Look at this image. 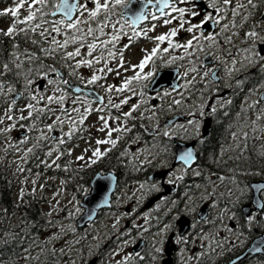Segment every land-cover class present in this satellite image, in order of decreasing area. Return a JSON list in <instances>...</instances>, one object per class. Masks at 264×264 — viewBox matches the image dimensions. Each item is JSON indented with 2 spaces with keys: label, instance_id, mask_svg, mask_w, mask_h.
Instances as JSON below:
<instances>
[{
  "label": "snow or ice",
  "instance_id": "obj_1",
  "mask_svg": "<svg viewBox=\"0 0 264 264\" xmlns=\"http://www.w3.org/2000/svg\"><path fill=\"white\" fill-rule=\"evenodd\" d=\"M143 3L144 7L142 10L137 12L134 17H129L125 23H129L132 27L131 35H128L124 30V25L120 24V19L113 20V17L117 15L116 10L118 8L126 9L132 4V0H13V6L4 8L0 11V16L10 15L12 22L9 27L5 29H0V38H8L11 43V47L15 50L10 56L8 62L0 63V97L5 96L8 93H16V97L21 96L18 93L15 86L9 83L5 77L9 73L13 72L14 66L16 75L19 76L24 73V79L26 80V91L29 93L30 99L36 101V104H40L42 100L45 99L44 95L37 96V92L45 91L47 85L53 86L54 93H60V95H47V104L44 107L37 108L36 104L28 103L24 109H20L21 112L28 111V116H21L20 119H28L32 117L33 112L38 113L36 119H39L41 115L45 113V110L51 113L55 117L52 123L46 125L47 131L52 132L55 129L57 123L61 125L64 123L60 116L56 115V112L63 111L68 113L67 109L63 108L64 101L67 98V93L64 88L60 85L67 86L72 92L81 93L82 89L75 87L69 80L64 79V73H61L58 68L53 66H47V70L41 73V78L46 80L47 84L45 89H38L30 87L35 83L33 79H29V74L31 73V68L25 66V61L37 62L42 61L44 58H49L53 61L60 62L64 67L69 69L67 73L69 76H79L81 80H84L87 85H99L104 87V85L99 84L100 81L106 79L109 73H115L117 76L121 74V69L125 72L131 71L132 76H125L122 83L117 85H107L105 87L106 93L115 92L117 94V99H119V94L125 92L136 95L137 85L142 88H147L149 84L156 80L157 66L156 59H163L161 57V52L169 53L170 51L182 50L183 54L179 56H172L167 61H164L166 65L173 64L176 60H184L185 58H191L196 52H204L205 45L202 41H208V48L215 47L217 49L221 48L220 39L224 41V44L232 45L233 38L238 37L239 32L235 29L243 27V24L247 23L248 20L256 14V11L260 8H264V0H139ZM151 6L157 9L156 12L148 11V7ZM211 9V11H209ZM239 17V21H237ZM120 18L123 19V13L120 14ZM160 21L163 26L173 25L167 32L163 34H158L155 36L149 35V33L155 32L157 24L153 23L149 27H144L139 30L136 29V25L141 21ZM119 25V27H118ZM264 19L257 21L256 23L250 25L249 29L246 30L241 37L242 43L247 46L244 48L237 47V52L233 53L230 49L225 48L224 51L227 52L228 57L231 59H226L222 55L214 56L215 60H218L224 64V70L229 75L233 71H239L236 68L238 63L244 64L248 67L258 68L260 72L264 73ZM207 26V27H206ZM219 29L216 31L215 29ZM181 32L189 34V37L181 42L178 37ZM22 36L25 43L32 46V50L28 48L19 51L20 45L16 40V37ZM122 36H128V44L121 47H117V43L121 40ZM59 37V38H58ZM143 37L154 43L149 52L147 49H142L144 56L141 58L138 64H128L125 67L124 52L129 49L133 40ZM0 44H3V39H0ZM166 45L164 47H161ZM71 48V50H69ZM39 53V55H38ZM238 55H242V59H237ZM24 59H21V57ZM199 60V58H197ZM113 61H116V67L109 66ZM191 62V61H190ZM202 67H206L207 71L203 73L204 77H207L209 81L215 82L220 79L218 71L204 61H199ZM152 65V69L145 71V69ZM96 65H102L101 67H96ZM38 70L44 69L45 65L41 62L37 65ZM81 68L94 69L91 74L87 77L81 76L79 70ZM49 73H54L56 79H50ZM189 73H196L199 75V69L197 67H192L184 73L187 77ZM196 81V76H192L191 79L183 85L177 87H182L187 89ZM144 82V83H142ZM243 81H237V85L241 86ZM177 87H173L172 91H176ZM260 88H264V82L259 85ZM145 93L141 91L139 95L143 96ZM181 99L173 98L171 103L168 105L169 108L173 106H180L183 103L184 93H179ZM132 95L125 96L119 99V102H115L111 95L107 98V103H104V97H97L96 100L101 104V107L93 109L92 103L88 102L84 107L83 111L80 108H72L71 111L78 114V119H72L70 123V128L68 132H64L62 137H45L43 130H41L40 139H51L58 145H63L73 138L77 133L83 138V133L88 129L85 127V121L88 116L93 112L103 113L107 109L106 115H98L97 119L99 121V126L97 127L98 132L105 133L104 139H97L95 144L99 145H110L104 151H101L100 147H95L91 151V156L85 157V155H79L76 157L77 161L84 162L85 166H90L96 164L99 159L111 152L112 149L117 147L119 140L123 137L125 133L132 131V128L127 126L129 120H158V110L155 105L150 109H145L140 112L139 117L134 115L139 108V104H133L128 111H122V106L129 104L132 99ZM161 99L165 96H171V92L164 90L163 94L157 93ZM14 97L7 110L4 112V116L7 117L9 121H13L14 117L10 115L13 108L17 103V99ZM81 100V96L77 95L73 99V103ZM5 101H0V104ZM231 103V101H227ZM55 104L57 108H51L49 105ZM256 104L264 105V95L260 97L259 100L255 101L253 104L248 105L249 108H254ZM203 105L199 106L198 111L203 115ZM112 109H115L119 115L113 116ZM151 111V115H145L146 112ZM216 109L213 107L210 113H214ZM190 117H194L196 112L190 107L185 113ZM264 119V107H261L256 114L255 120L251 121L252 130L264 132V125H260L259 122ZM111 121V122H110ZM0 124H4V117H0ZM14 126V124L12 125ZM190 126V127H189ZM200 121L196 119H189L186 124L176 125L170 123L165 125L163 129L159 127L157 123L156 129H149L145 125L141 127L148 131L153 139L159 136L161 133L163 137L172 139L176 135H181L187 137L189 135H195L199 132ZM10 127H4L0 129V132L10 131ZM113 133L118 134L116 138H113ZM245 139L247 133L243 134ZM65 137L67 139H65ZM236 139V135L233 136ZM26 142V141H21ZM90 143V142H89ZM239 147V145H238ZM158 151L156 155H159L160 145H157ZM163 150L167 151V146H163ZM53 151L59 152V154L52 160L51 164L45 162V167L61 168L60 164L56 161L60 159L63 152H60L59 148H54L49 151L46 155L51 157ZM31 152V149H28ZM87 152V149H85ZM149 152L151 150L149 149ZM125 153H121L124 155ZM68 155H72L71 151ZM261 155H264L262 153ZM195 155L192 148L183 150L181 154L178 155V160L182 163V167L179 172L185 173L189 169L196 176L200 175V172L193 168L192 165L195 162ZM150 162V161H149ZM65 170H67L65 168ZM177 169L173 168L169 173H166V182L173 185L177 181L183 180V175H177ZM250 175H259V172L247 173ZM217 179L223 181L225 177L217 176ZM212 181H210L211 183ZM230 182L235 183L234 180ZM35 184V181H33ZM141 187H145L141 184ZM197 188L200 185H196ZM152 188L156 191L160 189L153 183ZM254 191L264 194V183L257 184L253 186ZM35 191V189H33ZM245 189L241 188L240 192L243 195ZM232 193H230L231 195ZM189 201L192 200V196L185 193ZM211 193L205 195L201 194V199H209ZM20 199H23V192L20 194ZM239 199V197H237ZM75 200V197H73ZM256 208L258 210L257 214L249 212L244 218V223L241 225V230L237 231L234 227H228V231L235 236V240L229 242V247L236 248L239 245L245 243V231L247 228L248 235L252 234L253 227H264V199H256ZM189 211H194V206L189 207L185 205ZM80 211L76 208V212ZM225 212H230L229 209H224ZM51 215V213H49ZM73 215V213H69ZM230 219H235V213H231ZM88 219H92V215L88 216ZM179 215L177 216V222H179ZM119 223V220L116 222ZM116 224H113V228ZM171 227V225H165V229ZM193 227V225H189ZM147 231V228L144 229ZM156 235H161L157 233ZM176 242H185V237L181 234L175 237ZM164 240H157L154 242V251L157 254H163L164 252ZM223 244L216 242L217 248H223ZM27 251V250H26ZM215 251V249H213ZM264 252V236H260L254 241L252 245L248 248V253H262ZM119 255V253H116ZM28 257H26L27 259ZM144 256L140 252H136L133 256L132 254L125 255L121 260L117 261V264H129V261L135 259L144 260ZM198 258V257H196ZM153 260L157 259V256L152 257ZM233 264H236L234 261Z\"/></svg>",
  "mask_w": 264,
  "mask_h": 264
},
{
  "label": "rangeland",
  "instance_id": "obj_2",
  "mask_svg": "<svg viewBox=\"0 0 264 264\" xmlns=\"http://www.w3.org/2000/svg\"><path fill=\"white\" fill-rule=\"evenodd\" d=\"M13 6V0H10L7 4H1L0 5V11H2L4 8L12 7ZM120 12L121 8H118L116 10L117 15L113 17V20L120 19V24L124 25L125 32L128 33V35H131L132 27L129 23H125V19L120 18ZM12 22V18L10 15H7L4 17L3 24L1 25V29H7L9 25ZM157 24V28L155 32L149 33L151 36H155L158 34H163L167 32L173 25H167L163 26L160 24V21H151L150 23L146 24L144 27H149L151 24ZM119 27V25H118ZM141 29V28H139ZM137 29V30H139ZM189 37V34L181 32L178 39H180L181 42H184ZM59 38V37H58ZM237 42V40H236ZM128 36H122L121 40L117 43V47H121L125 44H128ZM203 44H208V41H202ZM154 43L148 39H145L143 37L137 38L132 41L131 46L129 49L125 50L124 52V59H125V67L128 66V64H138L141 58L144 56V52H142V49H147L149 52L151 51L152 47H154ZM166 45H163L161 47H164ZM71 50V48H69ZM196 52L191 58H185L184 60H176L171 65H166L164 61H167L172 56H179L183 54L182 50L178 51H170L169 53L161 52V59H156L155 63L157 66V72L159 70H165L167 68H179L181 71V75L183 76V80L181 82V85L186 84L192 76H196V81L194 83L200 84L199 90L202 92H206L208 88V78L203 76V73L207 71L206 67H202L200 64L199 55ZM219 55L227 57L225 53H219ZM238 60L242 59V55H238L236 57ZM229 60L231 59L228 58ZM191 61V62H190ZM222 63V62H221ZM117 62L113 61L109 66L116 67ZM102 65H96V67H101ZM246 65L238 63L236 65L237 69H242L239 73L240 77H243L246 75L247 72L252 70L251 67H245ZM192 67H197L199 69V75L196 73H189L187 77L184 76V73L188 71ZM152 69V65L150 64L145 71H148ZM94 69H88V68H81L79 70V73L81 76H89L91 72ZM133 73L131 71L125 72L123 69H121V74L117 76L114 72L109 73L106 77V79L99 82V84L104 85V87H100L99 85H96L97 88L100 90V93L108 98L109 95L112 96L115 102H119V99L124 98L125 96L132 95L131 93L125 92L123 94H119V99H117V94L115 92L112 93H106L105 87L107 85H117L119 86L123 78L125 76H132ZM226 78L229 77V75H225ZM81 82L86 83L84 80H81ZM144 83V82H142ZM193 83V84H194ZM192 84V85H193ZM150 85V84H149ZM190 85L187 89L182 88L179 92L172 91V89H164L169 92H171V96H165L163 99H161L157 94H150L149 93V86L147 88H142L140 85H137L136 88V95H132V99L129 101V104L122 106V111H128L129 108L133 104H139L140 108L139 110L134 113V115L139 116L140 112H143L145 109H150L153 105L156 106H162L163 103L170 102L173 98L175 99H181V95L179 93H183L185 90L190 89L192 86ZM48 87L45 91H38L36 94L39 98L40 95H44L45 99L41 101L40 105L43 104V107L45 104H47L46 97L47 95H58L57 93L53 92V86L48 85ZM38 88V87H35ZM39 89V88H38ZM162 90L160 94H163ZM143 91L145 94L143 96L139 95V93ZM13 93H8L3 97L4 101L6 102V105L4 107L0 108V117H4V124H0V129L4 127H10V131L7 132H0V135H2L3 140L0 141V165H5L7 168V173L13 176V181L15 184V191L17 193V200L20 198L21 192H23V196L28 195L30 199H36L41 200L42 202V208L41 211L43 213V217L41 220L42 226L39 228L41 229V235L38 237L42 240L39 244L35 246L36 252H43L45 248L54 249L55 252H52L54 256L57 255V250L59 248H63V253L66 255V253H71L68 257V259H64L63 257L60 259L62 264H79L80 262H83L86 259H93L95 257H98L99 255L102 256L101 258V264H116L117 258L122 259L125 255L129 254L131 251V246L133 243V238H124L122 239L121 234H114L118 232L117 229L113 228V224L116 223V219L112 217H102L97 223L91 224V226H88L86 229L82 230L81 233L78 231L77 226L75 224L76 219L81 215L82 208L80 206V202L82 201L83 195L88 191L86 186L81 183V180L78 179L77 182L72 181L71 179H67L65 177H61L60 175H53L50 171L57 168L53 165L52 167L45 168L41 163L42 161H45L48 164H51L52 160L55 159V157L59 154V152L53 151V155L51 157L43 158L41 160H38L39 156L36 155L37 150L41 151L43 150V153H48L49 151H52L54 148H59L60 152H62V147L66 144L70 143V140L63 144L58 145L55 142H53L51 139H40L41 136V130H43V134L45 137H62L64 132H68L70 128V123L72 119H78V114L75 112H72V108H80L81 111H83L84 107L87 105L88 102L92 103L93 109L101 107V104L95 103L94 101H90L86 98H81L80 101H77L76 103H73V99H71L68 95L67 98L64 101L63 108L68 110V113L70 115L66 114L63 111H60L57 116L61 117V120L64 121V123L61 125L60 123H57L55 126L54 131L48 132L46 125L53 122L55 117H49L47 116L44 120H39L36 122L35 130L32 131L28 126H26L23 122H20L21 116H28V111L21 112L20 109H24L28 103L36 104V101H32L30 99V96L26 98L25 101L21 103H17L15 107L13 108L10 115L14 117L13 121H9L7 117L4 116V112L9 107V104L11 100L13 99L12 96ZM201 96L202 94H196L192 97H186L184 96L183 103L180 106H173L172 108L166 107L164 110H162V114L164 116L171 114L174 109L182 110L184 109L188 104L192 108L193 111L196 112V116L194 117L196 120L200 121V125L202 127V117H206L208 114V108H215L221 106L222 99H216L215 102H212L209 105L208 102V96L201 102ZM190 99V101H188ZM259 100V97L257 96L256 101ZM66 101H68L69 104L66 105ZM254 103V102H253ZM250 101H245L243 103L245 111L247 109H250L252 112V117L250 116L249 112H243L239 115L240 118V130L242 129V134L247 133V139H254L256 136L259 135L257 131L252 130L251 128H248L247 124L248 122L255 120L256 114L259 111L261 107L260 104H256L254 108H249L248 105L253 104ZM37 105V104H36ZM203 105V115L200 114L199 106ZM38 106V105H37ZM34 113V112H33ZM107 109L103 113H98L93 111L89 116L88 119L85 121V127H87V131L83 133V138L80 139L78 143H75L70 147L72 155H70V159L75 161L76 164L80 165L79 163H82V161H77L76 157L79 155H85L86 159L87 157L91 156V151L95 147H100L101 151L106 150L110 147V145H99L97 146L95 144V141L97 139H104L105 133L98 132L97 127L99 126V121L97 119L98 115H106ZM152 113L151 111L146 112L145 115L150 116ZM112 115L116 116L119 115V113L112 109ZM162 117H158L157 119L153 120H145L147 125H150L151 128L157 127V123L159 124V127L163 129L165 125L162 124L161 119ZM247 117L249 118V121L246 122ZM168 118V117H167ZM166 118V119H167ZM20 124H17L19 123ZM111 122V121H110ZM133 120H129L127 123V126L129 128L132 127ZM14 124V126H12ZM184 124V123H181ZM260 125H262V122H259ZM27 128L29 131V134L26 136L15 139L16 133L21 131L22 129ZM262 135H264V132H261ZM118 134L113 133V138H116ZM75 136V135H74ZM73 136V137H74ZM244 136V135H243ZM65 139H67L65 137ZM26 141V142H21ZM90 142V143H89ZM157 143H152V147H156ZM135 146L134 151V159L135 163L138 164L136 169L140 167V164H144L145 160L148 159V156L145 154L144 151H147V148L150 147L149 143L146 141L143 144L140 143V146L138 143ZM28 149H31V152H28ZM85 149H87V152H85ZM144 149V150H143ZM152 149V148H151ZM47 156V155H46ZM60 160V159H59ZM59 160L56 161L57 164H59ZM84 166V164L82 165ZM61 169V168H59ZM180 175V174H177ZM33 181H35V184H33ZM221 181H215L214 185L219 184ZM73 184L72 187L70 185ZM145 187H141V184L134 185V186H128L121 190L120 197L122 200L118 202V206L111 210V212H122V216L124 219L128 217H135V214L137 215L134 219L136 222H134L136 225H139V223H142L146 218L147 214H141L139 209L145 204L147 199L151 196L152 191H149L152 187H150L148 184H144ZM35 189V191H33ZM73 197H75V200H73ZM130 206L132 207V210L130 211V215L125 213L126 208ZM135 207V208H134ZM76 208H79L80 211L77 213ZM51 213V215H49ZM69 213H73V215H69ZM113 216V215H111ZM1 223H4L1 221ZM164 229L160 230L159 233L161 235L163 234ZM157 234V233H156ZM154 236L155 239L158 237H161V235ZM116 240H120L116 241ZM47 241V242H43ZM79 242V245L76 246V243ZM26 244L23 248H21V253L23 252L22 259H26V257H31V259H36V252L35 250H32V245L30 244V241L27 240ZM27 250V251H26ZM116 253H119V255H116ZM27 258V259H28ZM20 259V258H19ZM59 261V260H58Z\"/></svg>",
  "mask_w": 264,
  "mask_h": 264
},
{
  "label": "trees",
  "instance_id": "obj_3",
  "mask_svg": "<svg viewBox=\"0 0 264 264\" xmlns=\"http://www.w3.org/2000/svg\"><path fill=\"white\" fill-rule=\"evenodd\" d=\"M1 18L2 16H0V20ZM0 39H3V44H0V63L8 62L11 58L10 54L15 50L11 47V43L9 42L8 38L4 37ZM16 40L20 45L19 51H23V49L25 48L32 50V46L28 43H25L24 40L22 39V36L16 37ZM43 60L47 61L49 59L44 58ZM42 61L34 62V64L38 65ZM25 65H28V63H25ZM5 79L8 82H13L19 85L24 79V74L21 73V75L19 76L16 75L15 78L14 77L10 78V73H9L8 76L5 77ZM219 120L221 124L225 125V121L222 116L219 117ZM229 136L227 134V131L223 129V125H221L220 128L219 127L215 128L212 131L211 135L206 140H203L200 143L199 148L201 154L203 155L207 163L214 164L213 166L214 172L218 174L226 175V177H231L232 179L235 176H237V170L240 172H250V171L255 172L257 170L261 171L262 169V172H264V155L261 160L255 158L253 159V161H250L245 165V162L240 157L241 156L240 146L237 147L235 153H227V154L224 153V149L227 147L230 141ZM224 163H227V165H225ZM111 164L118 173V175L120 176V178L122 177V175L123 176L125 175V177H127L126 173L123 174L124 167L120 161L113 160ZM86 172L87 171H84L81 174H79L78 171L69 169L68 176L72 181H77V179L83 177V175H85ZM60 173L61 172L59 171V175ZM240 184L242 185L241 181ZM242 186L244 187V185ZM242 186L237 188H242ZM228 194L230 196V193ZM15 196H16V192L14 190V184L11 181V177L4 170L0 169V202L2 205H4L7 208L9 212L12 213L14 212L13 199ZM39 208H40V203L37 200H32L27 205L21 204L19 206V209L21 211L20 220L23 223L22 226L24 228L25 227L31 228L32 224H34L39 220V218L41 217V210ZM17 214H19V212ZM2 240H7V239L6 238L2 239L0 234V254L7 255L8 252L11 251L12 249L9 247L10 246L9 244H4Z\"/></svg>",
  "mask_w": 264,
  "mask_h": 264
},
{
  "label": "flooded vegetation",
  "instance_id": "obj_4",
  "mask_svg": "<svg viewBox=\"0 0 264 264\" xmlns=\"http://www.w3.org/2000/svg\"><path fill=\"white\" fill-rule=\"evenodd\" d=\"M218 31H219V29H218ZM245 31L246 30L244 28L240 29V31H239L240 37L244 34ZM233 45H236L238 47L240 45V43H233L232 45L224 44L222 49L221 48L220 49H213V51L211 53V56L214 59V56H218L219 53H222V52L226 53L224 51L225 48H228L233 53H236L237 52V47H233ZM214 61H215L214 66H213L214 68L218 67L221 70V72L225 71L223 63H221L220 61L215 60V59H214ZM177 137L179 139H181V140H186L187 141V140H192L194 138H197L198 136L189 135V136H187L185 138V137H183L181 135H177ZM256 144L259 147L260 146V140L256 141ZM170 149L172 150V152H170L169 154H163L162 156H160V158L162 159V160H160L161 163L157 164V166L161 168L160 170L169 169L172 166L173 160L175 158V154L173 152L174 149H172V148H170ZM261 157H262L261 151H258V153L256 154L255 158L258 159V160H261ZM169 161H171V165L170 166L167 165V163ZM198 168H202L201 163H200V165H197L196 169H198ZM203 178L206 179V180H209V175H203ZM246 179H247L246 183H248V185H249V181H248L249 176H246ZM86 180H87V182H89V181L92 180V177L90 175H88V176H86ZM178 182L179 181H177L176 184H175L176 189H177V186H178V189H181V185H177ZM156 185L162 187L163 186V182L160 181V183H156ZM178 193H179V191H178ZM178 198L182 199V200H186L187 199L186 196H180ZM198 199H199L198 196L192 195V200L191 201H197ZM206 201L210 202V204H211V201H209V200H206ZM192 206H194L195 210L192 211V212H190L188 210V211H186V214L191 219V223H193L194 231H192L191 233H189V234L184 236L185 237V242H180V243L176 242L175 237L180 236L178 234V227L176 225V221H175L173 230L171 231V234L172 233H176L175 237H174V243L176 244V250H175L176 253L174 254V264H230L231 257L239 255V251L237 250V248H240L241 245L237 246L236 248H231V249H230L229 245L228 246H223V248H217L216 244L207 242V243H201L200 245H195L192 248V246L197 242V238L196 237L198 236L197 232L195 231V228L198 225H202L203 229L207 228V230H209V229H212V226H213V222H210V223H207V224L199 223L198 225H196L195 224V221H196L195 218H196V216L198 214V208L199 207H198L197 204L192 205ZM192 206H190V207H192ZM163 210H166V208H164ZM213 215L218 216L219 215V211L214 210L213 211ZM213 215H212V211L210 210V216H209L210 220H213ZM127 225H128V223H127ZM128 233L129 234L133 233V229H129ZM201 235H205V232L204 231L201 232ZM149 248H150V241H149V239L147 237L145 247L143 248V250L141 252L143 254V256L145 257L144 258V264H148L147 261H148V258H149V255H148ZM184 248H186L188 250L192 248L191 252L193 253V256H191L188 261H184V260H180L179 259L180 256H181L180 254H181V252H182V250ZM213 249H215V251H213ZM164 255H165V250H164L163 254L161 255V259L157 262V264H163L161 260L163 259ZM196 257H198V258H196ZM48 261H51V260L48 259Z\"/></svg>",
  "mask_w": 264,
  "mask_h": 264
},
{
  "label": "water",
  "instance_id": "obj_5",
  "mask_svg": "<svg viewBox=\"0 0 264 264\" xmlns=\"http://www.w3.org/2000/svg\"><path fill=\"white\" fill-rule=\"evenodd\" d=\"M178 146L180 147L179 150L177 149L178 154H181L183 150H186V146H189L193 149L192 144H178ZM114 184H116V178L114 177V174L109 173L105 176H102L100 174L97 175L93 182L92 193L86 198L85 202L82 204L86 207V213L79 220L80 226L89 221L88 216L90 214L92 215L91 220H93L101 207H105L110 204V193L114 189ZM258 193L259 192L256 191L255 197H258ZM182 225L186 226V223H183Z\"/></svg>",
  "mask_w": 264,
  "mask_h": 264
}]
</instances>
